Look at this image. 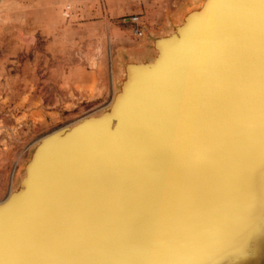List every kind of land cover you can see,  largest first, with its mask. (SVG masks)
Masks as SVG:
<instances>
[{
	"label": "bare ground",
	"instance_id": "obj_1",
	"mask_svg": "<svg viewBox=\"0 0 264 264\" xmlns=\"http://www.w3.org/2000/svg\"><path fill=\"white\" fill-rule=\"evenodd\" d=\"M145 38L106 107L32 145L0 199V264H264V0H196ZM198 94L235 111L214 125ZM196 123L222 137L209 161L204 140L177 147Z\"/></svg>",
	"mask_w": 264,
	"mask_h": 264
},
{
	"label": "rangeland",
	"instance_id": "obj_2",
	"mask_svg": "<svg viewBox=\"0 0 264 264\" xmlns=\"http://www.w3.org/2000/svg\"><path fill=\"white\" fill-rule=\"evenodd\" d=\"M195 1L0 0V199L32 145L106 107L123 56L149 53L145 34Z\"/></svg>",
	"mask_w": 264,
	"mask_h": 264
},
{
	"label": "water",
	"instance_id": "obj_3",
	"mask_svg": "<svg viewBox=\"0 0 264 264\" xmlns=\"http://www.w3.org/2000/svg\"><path fill=\"white\" fill-rule=\"evenodd\" d=\"M214 4V3H213ZM198 49H200V48H198ZM196 68V67H195ZM196 81H198V77L196 78ZM195 81V82H196ZM224 81H222V83H223ZM197 86H198V82H197ZM225 89V88H224ZM222 90H223V88H222ZM225 91V90H224ZM200 96H201V102H199V104L201 105V107L203 106V107H206V112L204 111V113H207L209 110H212V109H214V111H213V116H212V118H213V123H214V125H218L219 123H223V120H222V118H221V114H222V112H224L225 113V115L226 114H228V113H231L230 111H229V109H231L232 110V108H233V110L235 111V107H234V103H233V99L236 97V94H198V97L200 98ZM243 97H245V94L244 95H242V98ZM196 100H197V98H196ZM206 100H208L207 102H212V104L214 105V106H212L213 108L212 109H208V107L207 106H205L204 105V103L206 102ZM206 102V103H207ZM233 104V105H232ZM196 105V104H195ZM198 105V104H197ZM199 105V106H200ZM214 107H216V109L214 108ZM244 107V106H243ZM243 107H241V108H243ZM234 113V112H233ZM214 118L216 119V120H214ZM261 121V120H260ZM177 125H180V124H177ZM86 126V125H85ZM177 127V126H176ZM180 127H182V128H180ZM202 128V129H201ZM207 129L205 130V128L202 126V125H199L198 123H196V124H193V128L191 127V126H186V125H184V126H179V128H177V132H178V134H177V136L179 137V139H177V141L179 142L177 145V147L178 148H181V151H182V153L183 152H185V150H186V148L187 147H189V148H193V145H194V143L196 142V146H195V151H194V153L196 154L197 153V148H198V144L197 143H201V140H204V143L205 144H209V145H206V148H208V146H209V148L206 150V155H205V157H204V160H211V159H213V154H214V151H215V148L217 149V146L218 145H220V143H219V141H220V138L222 139V137L220 136V138L215 134V130H216V127L215 128H213V127H206ZM208 128H209V131H208ZM199 131H198V130ZM79 130V129H78ZM196 131H198L199 132V136H197L196 137ZM72 132L74 133V131L72 130ZM197 132V133H198ZM190 133H191V135H190ZM220 134H224L223 132H221ZM176 136V137H177ZM224 136V135H223ZM69 138H67V141H70L72 138V136H68ZM176 137H175V139H176ZM211 139V140H210ZM228 137L225 139L224 138V140H223V142H226V144H228L227 142H228ZM212 141V142H211ZM208 142V143H207ZM175 143V142H174ZM222 143V142H221ZM220 148H221V145H220ZM38 149V148H37ZM37 149H35V150H33L34 152H32L33 154H32V158H33V156H34V154L36 153V150ZM43 150V149H42ZM222 151V150H221ZM182 153H180L181 155H182ZM178 150H177V152H175V156H176V158L180 155V154H178ZM40 156V155H39ZM37 157H38V155H37ZM36 157V158H37ZM202 157H203V155L201 156V152H199L198 153V157L196 158L195 157V159L198 161L199 159H201L202 160ZM40 157H38V159H39ZM175 158V159H176ZM38 159H37V161H38ZM203 160V161H204ZM33 163H37V162H33ZM35 166H36V164H34ZM33 165V167H35ZM201 165V164H200ZM32 167V168H33ZM199 169H201V166H198L197 167V169L196 170H194L195 172L196 171H198L197 172V174L198 173H200V175H201V173L203 174V172L202 171H199ZM192 170V169H191ZM31 171H32V169H31ZM168 172H169V170H168ZM190 172V170H187V175L185 174V176H186V178H188L187 176H188V173ZM184 173L185 172H183L182 173V171L181 172H177V173H175L176 175H178V176H181V175H184ZM192 173V172H191ZM205 173L206 172H204V175H205ZM32 178V177H31ZM30 179L28 178L27 179V181H26V183H28L29 184V181ZM185 182V181H184ZM195 185L194 186H191V193L193 192V193H195V191H197V190H195ZM27 188V187H26ZM25 188V190H23L22 191V194L20 195V196H22L26 191H27V189ZM184 192V191H183ZM19 195V194H18ZM18 195H14L11 199L9 198V200L8 201H10V202H12V201H14L15 199L17 200V199H19V197L20 196H18ZM24 196V195H23ZM22 196V197H23ZM8 201L6 202L7 204V207H8ZM230 202H232V206L229 208L228 207V211H236L237 210V206H239L241 203L239 202V204L237 203V201H235V200H230ZM10 204V203H9ZM5 205V206H6ZM242 206H243V204H242ZM237 207V208H236ZM240 207V206H239ZM223 208V207H222ZM236 209V210H235Z\"/></svg>",
	"mask_w": 264,
	"mask_h": 264
},
{
	"label": "built area",
	"instance_id": "obj_4",
	"mask_svg": "<svg viewBox=\"0 0 264 264\" xmlns=\"http://www.w3.org/2000/svg\"><path fill=\"white\" fill-rule=\"evenodd\" d=\"M138 20H140V18L138 17V16H134L132 19H131V21L134 23V24H139V21ZM136 34L138 35V36H141L142 35V33H141V31H139V30H137L136 29Z\"/></svg>",
	"mask_w": 264,
	"mask_h": 264
}]
</instances>
